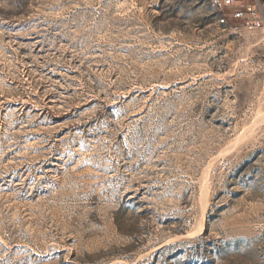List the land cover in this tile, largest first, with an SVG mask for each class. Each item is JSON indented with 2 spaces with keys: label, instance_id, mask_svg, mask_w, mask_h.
<instances>
[{
  "label": "rangeland",
  "instance_id": "rangeland-1",
  "mask_svg": "<svg viewBox=\"0 0 264 264\" xmlns=\"http://www.w3.org/2000/svg\"><path fill=\"white\" fill-rule=\"evenodd\" d=\"M215 16L0 0V264H264V32Z\"/></svg>",
  "mask_w": 264,
  "mask_h": 264
},
{
  "label": "built area",
  "instance_id": "built-area-1",
  "mask_svg": "<svg viewBox=\"0 0 264 264\" xmlns=\"http://www.w3.org/2000/svg\"><path fill=\"white\" fill-rule=\"evenodd\" d=\"M208 2L216 14L218 25H226L229 16L230 19L239 21L246 29L260 28L264 32V7L259 0H208ZM226 9L229 12H226Z\"/></svg>",
  "mask_w": 264,
  "mask_h": 264
}]
</instances>
